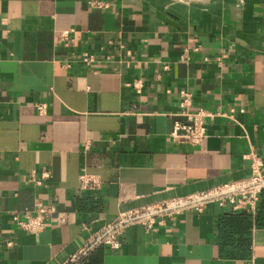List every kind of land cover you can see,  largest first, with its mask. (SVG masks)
Segmentation results:
<instances>
[{
  "label": "crops",
  "instance_id": "0c3cea01",
  "mask_svg": "<svg viewBox=\"0 0 264 264\" xmlns=\"http://www.w3.org/2000/svg\"><path fill=\"white\" fill-rule=\"evenodd\" d=\"M181 89L207 110L199 146L168 137ZM255 160L264 172V0H0V264H87L99 243L100 264H264L262 200L98 241L121 212L239 184ZM39 201L56 211L22 228Z\"/></svg>",
  "mask_w": 264,
  "mask_h": 264
},
{
  "label": "built area",
  "instance_id": "2783aa9c",
  "mask_svg": "<svg viewBox=\"0 0 264 264\" xmlns=\"http://www.w3.org/2000/svg\"><path fill=\"white\" fill-rule=\"evenodd\" d=\"M93 5L101 6V2H93ZM81 58L90 65L98 62L97 57L90 53L82 54ZM188 58L189 57L186 53L182 55L183 60ZM65 65L69 66L70 62L66 61ZM164 68L168 69L169 65L166 64ZM134 85L140 90L142 80L135 81ZM178 101L179 110L176 114L184 117L185 120H176L168 137L175 143L199 146L208 135L204 119L207 110L202 107L195 108L194 97L186 89L180 90ZM37 109L42 114L46 113L47 103L39 102L37 104ZM261 165L262 163L259 160H255L253 163V176L249 180L239 184H225L224 186H219L213 190L201 193L196 197L174 198L162 202L161 204L144 206L142 208L121 212L116 222L107 228L105 234L103 233L98 236V241L103 242L112 248H119L121 246L119 236L126 223L140 222L148 229H154V224L157 221L154 214L159 211L167 210L172 213L187 206L202 210L204 202L207 201H216L221 205H230L234 210L247 209L251 212H255L258 209L261 191L264 189V172L262 171ZM35 181L38 184L41 183L40 179H35ZM81 184L83 188L89 189L99 185V181L84 174L81 176ZM54 211H56L54 205L48 206L39 201L35 207V212L26 211L23 219L15 214L14 218L22 228L29 231H39L45 228L47 217ZM61 220H64V218H61ZM12 243L13 240L8 242V244ZM71 261H75V264H82L77 262L76 256H74Z\"/></svg>",
  "mask_w": 264,
  "mask_h": 264
},
{
  "label": "trees",
  "instance_id": "16d2710c",
  "mask_svg": "<svg viewBox=\"0 0 264 264\" xmlns=\"http://www.w3.org/2000/svg\"><path fill=\"white\" fill-rule=\"evenodd\" d=\"M260 200L261 203H260V207H259V210H258V215H257V224L259 226H264V190L263 192L261 193V196H260ZM259 206V204H258ZM99 246H97L96 248H94L93 250H89L83 257H82V260L85 261L87 264H100L101 262V258H100V253H98L99 250H101V246L102 243H99L98 244Z\"/></svg>",
  "mask_w": 264,
  "mask_h": 264
}]
</instances>
